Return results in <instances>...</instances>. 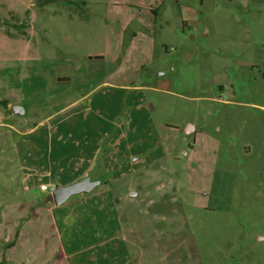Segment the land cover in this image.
Returning <instances> with one entry per match:
<instances>
[{"label":"rangeland","instance_id":"374dc122","mask_svg":"<svg viewBox=\"0 0 264 264\" xmlns=\"http://www.w3.org/2000/svg\"><path fill=\"white\" fill-rule=\"evenodd\" d=\"M0 264H264V0H0Z\"/></svg>","mask_w":264,"mask_h":264},{"label":"water","instance_id":"95a60500","mask_svg":"<svg viewBox=\"0 0 264 264\" xmlns=\"http://www.w3.org/2000/svg\"><path fill=\"white\" fill-rule=\"evenodd\" d=\"M12 112L16 116H22L25 114L24 108L21 106H13ZM102 182L99 180H91L90 177H86L78 182H75L69 186H57L52 192V199L56 207L62 206L65 204L71 197L81 195V194H90L96 188L101 186ZM132 197L136 196L135 193L131 194Z\"/></svg>","mask_w":264,"mask_h":264},{"label":"crops","instance_id":"0c3cea01","mask_svg":"<svg viewBox=\"0 0 264 264\" xmlns=\"http://www.w3.org/2000/svg\"><path fill=\"white\" fill-rule=\"evenodd\" d=\"M97 58H100V57H97ZM134 89H139L140 87H138V86H134L133 87ZM33 131V129H29V130H27L26 131V133H30V132H32ZM92 180V179H91ZM102 182V181H101Z\"/></svg>","mask_w":264,"mask_h":264},{"label":"built area","instance_id":"2783aa9c","mask_svg":"<svg viewBox=\"0 0 264 264\" xmlns=\"http://www.w3.org/2000/svg\"><path fill=\"white\" fill-rule=\"evenodd\" d=\"M41 190H42V191H48L49 189L47 188V186L42 185V186H41Z\"/></svg>","mask_w":264,"mask_h":264},{"label":"trees","instance_id":"16d2710c","mask_svg":"<svg viewBox=\"0 0 264 264\" xmlns=\"http://www.w3.org/2000/svg\"><path fill=\"white\" fill-rule=\"evenodd\" d=\"M41 1V0H40ZM47 3H50L49 1Z\"/></svg>","mask_w":264,"mask_h":264},{"label":"flooded vegetation","instance_id":"af4514ba","mask_svg":"<svg viewBox=\"0 0 264 264\" xmlns=\"http://www.w3.org/2000/svg\"><path fill=\"white\" fill-rule=\"evenodd\" d=\"M186 133H187V131H186ZM102 184H103V183H102ZM102 184H101V185H102Z\"/></svg>","mask_w":264,"mask_h":264}]
</instances>
